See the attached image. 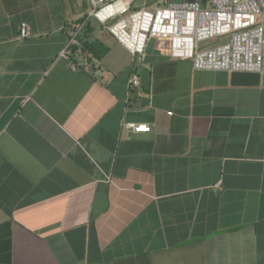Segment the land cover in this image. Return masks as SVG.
Returning <instances> with one entry per match:
<instances>
[{"label":"crops","instance_id":"1","mask_svg":"<svg viewBox=\"0 0 264 264\" xmlns=\"http://www.w3.org/2000/svg\"><path fill=\"white\" fill-rule=\"evenodd\" d=\"M86 2L0 0V264H264V74L72 53Z\"/></svg>","mask_w":264,"mask_h":264},{"label":"built area","instance_id":"2","mask_svg":"<svg viewBox=\"0 0 264 264\" xmlns=\"http://www.w3.org/2000/svg\"><path fill=\"white\" fill-rule=\"evenodd\" d=\"M136 0H87L86 22L99 24L139 61L151 40H167L170 55L188 59L196 71L264 74V0H158L152 7L134 9ZM84 23H72L67 46H79ZM30 35L21 23L19 40ZM225 41V42H222ZM73 63L72 70L88 69ZM137 75L127 82V92L140 90ZM132 133H148L143 124H125Z\"/></svg>","mask_w":264,"mask_h":264},{"label":"trees","instance_id":"3","mask_svg":"<svg viewBox=\"0 0 264 264\" xmlns=\"http://www.w3.org/2000/svg\"><path fill=\"white\" fill-rule=\"evenodd\" d=\"M86 17H87L86 14H84V16L81 17L79 20H77V22L75 23L86 22ZM94 23L95 22L93 21L86 22L83 31L78 36V41L80 43V46H81L80 50L82 51V53L89 54L93 58L100 59V57L103 54L104 49L100 46V44L97 41L91 40V37H90V34L93 33L92 24ZM78 49L79 48L75 46L71 47L72 53L77 52Z\"/></svg>","mask_w":264,"mask_h":264},{"label":"rangeland","instance_id":"4","mask_svg":"<svg viewBox=\"0 0 264 264\" xmlns=\"http://www.w3.org/2000/svg\"><path fill=\"white\" fill-rule=\"evenodd\" d=\"M144 0H136L135 1V5L137 6V5H140V4H142V2H143ZM147 1H149V0H147ZM156 1V0H155ZM87 4H86V8H87V10H86V13H88V11H89V5H88V2H86ZM155 4H157V1H156V3ZM154 4V5H155ZM222 42H225V41H222Z\"/></svg>","mask_w":264,"mask_h":264}]
</instances>
